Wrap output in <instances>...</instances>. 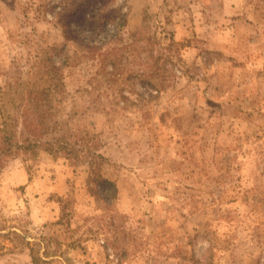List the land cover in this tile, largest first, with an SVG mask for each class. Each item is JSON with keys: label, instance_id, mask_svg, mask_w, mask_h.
<instances>
[{"label": "rangeland", "instance_id": "1", "mask_svg": "<svg viewBox=\"0 0 264 264\" xmlns=\"http://www.w3.org/2000/svg\"><path fill=\"white\" fill-rule=\"evenodd\" d=\"M81 2L0 0V264H264V0Z\"/></svg>", "mask_w": 264, "mask_h": 264}, {"label": "trees", "instance_id": "2", "mask_svg": "<svg viewBox=\"0 0 264 264\" xmlns=\"http://www.w3.org/2000/svg\"><path fill=\"white\" fill-rule=\"evenodd\" d=\"M95 0L91 3H85L81 2L80 7L78 10L72 13V16L76 19H82L79 20L81 23L80 27L74 28V32H76V37L79 41H81L87 48H102L103 45L106 43H109V41L112 40H122L125 38V28L124 26L127 23L128 20V13L122 8L118 6H109L107 10L103 11L100 8L93 10L90 15L86 16L87 10L89 6H92ZM105 5V3H103ZM111 5V4H110ZM81 17V18H80ZM83 17V18H82ZM92 22L97 23V26L93 25ZM86 23V24H85ZM114 24V27L112 30L107 28V25ZM88 29L90 32V37L83 39L80 36V32H83V30ZM140 32H130L129 38H132V40H136L137 34ZM96 46V47H95ZM159 58L155 57L153 59V65L156 69V65ZM150 76H153L150 74ZM152 85V84H151ZM153 87L155 84L152 85ZM36 111L34 112L33 118H25L24 120V128L28 132V138H27V144H21L17 146V149L24 152H29L35 150V148L39 147L43 142L42 138L43 135L48 133V128L50 127V123L48 121V115H46L44 112L40 111L39 105L36 106ZM64 148V146L62 145ZM0 159V166H1ZM105 184V186H103ZM101 186V196L103 198L110 199V193H112V189H116V184L108 179H103L100 182Z\"/></svg>", "mask_w": 264, "mask_h": 264}]
</instances>
